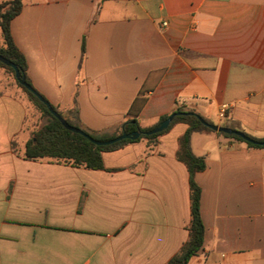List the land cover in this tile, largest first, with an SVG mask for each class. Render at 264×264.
I'll list each match as a JSON object with an SVG mask.
<instances>
[{
  "label": "crops",
  "instance_id": "0c3cea01",
  "mask_svg": "<svg viewBox=\"0 0 264 264\" xmlns=\"http://www.w3.org/2000/svg\"><path fill=\"white\" fill-rule=\"evenodd\" d=\"M11 33L33 87L91 132L182 108L264 139V0H23ZM27 108L0 67V264H167L188 239L189 125L92 170L19 155ZM220 133L191 136L205 240L189 264H264V148Z\"/></svg>",
  "mask_w": 264,
  "mask_h": 264
},
{
  "label": "trees",
  "instance_id": "16d2710c",
  "mask_svg": "<svg viewBox=\"0 0 264 264\" xmlns=\"http://www.w3.org/2000/svg\"><path fill=\"white\" fill-rule=\"evenodd\" d=\"M22 9L23 0H6L0 3V56L13 62L19 68L23 76H25L27 83L33 87L27 74V60L16 46L11 33V22L21 13ZM0 67L4 68L12 76L16 85L25 92L27 100L41 113V118L46 119V122L32 132L31 138L26 142L24 150L19 152V155L26 160H48L77 168L83 167L92 170H102L104 169V152L118 149L127 143L136 142L141 139L152 141L165 132L146 135V132L154 129L161 121L167 119L169 116L162 117L158 123L149 127H142L137 119H132L122 125V129L119 133L113 136H107L91 132L84 128L77 118L76 109L64 111L53 106L67 123L83 130L95 140L108 141L116 138L122 133L142 132V135L136 140L125 139L109 146H97L81 134L66 129L63 124L50 113L43 102L19 83L15 77L13 68L6 66L2 62H0ZM173 114L177 115L174 117L169 128L178 122L189 125L187 132L180 139V148L177 157L187 166L190 174L191 219L188 226L187 241L167 264H189L191 258L196 256L202 249L205 240V226L201 216V188L195 181V174L203 171L206 168V164L203 157L196 156L192 152L191 136L193 133L210 131L211 129L202 124L197 118V114L191 110L178 108ZM220 134L229 139L245 142L250 147L264 148V146L249 143L237 135ZM247 136L260 142L264 141V139Z\"/></svg>",
  "mask_w": 264,
  "mask_h": 264
},
{
  "label": "water",
  "instance_id": "95a60500",
  "mask_svg": "<svg viewBox=\"0 0 264 264\" xmlns=\"http://www.w3.org/2000/svg\"><path fill=\"white\" fill-rule=\"evenodd\" d=\"M0 62H2L6 66H9V67L14 69L15 77L19 81V83L22 86H24L27 90H29L31 93H33L41 102H43L47 106L50 113L54 117H56L63 124V126L66 129H68L72 132H75L77 134H81L82 136L88 138L95 145H97V146H109V145L115 144V143L120 142V141L125 140V139L136 140L142 135L141 131H135L132 133H122L121 135L117 136L116 138L108 140V141H99V140L93 139L91 136H89L83 130L76 128L74 126H71L69 123H67V121L53 108V106L49 103V101H47L35 88H33L30 84L27 83L25 76H23V74L21 73L19 68L13 62L4 58L3 56H0ZM176 115L177 114H172L167 119L161 121L154 129L146 132V135H153V134H158V133H162V132L166 131L169 128L171 122L173 121V119ZM197 118L201 121L202 124H204L205 126L210 128L211 130H214L216 132L230 134V135H237L249 143L264 146V141L260 142V141L254 140V139L248 137L245 133H243L241 131L211 125V124L207 123L199 115H197Z\"/></svg>",
  "mask_w": 264,
  "mask_h": 264
},
{
  "label": "rangeland",
  "instance_id": "374dc122",
  "mask_svg": "<svg viewBox=\"0 0 264 264\" xmlns=\"http://www.w3.org/2000/svg\"><path fill=\"white\" fill-rule=\"evenodd\" d=\"M27 108V121L25 124V130L27 129H33L36 130L40 125H42L44 122H46V119L41 118V113L35 109V107L28 101Z\"/></svg>",
  "mask_w": 264,
  "mask_h": 264
},
{
  "label": "built area",
  "instance_id": "2783aa9c",
  "mask_svg": "<svg viewBox=\"0 0 264 264\" xmlns=\"http://www.w3.org/2000/svg\"><path fill=\"white\" fill-rule=\"evenodd\" d=\"M220 116H221V117L224 116V111H221Z\"/></svg>",
  "mask_w": 264,
  "mask_h": 264
}]
</instances>
